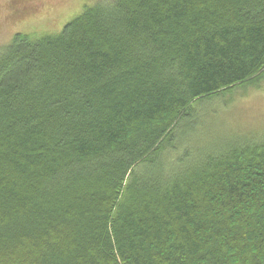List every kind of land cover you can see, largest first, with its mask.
I'll list each match as a JSON object with an SVG mask.
<instances>
[{
    "label": "trees",
    "instance_id": "1",
    "mask_svg": "<svg viewBox=\"0 0 264 264\" xmlns=\"http://www.w3.org/2000/svg\"><path fill=\"white\" fill-rule=\"evenodd\" d=\"M75 2L0 49V264H264V139L190 140L264 79V0Z\"/></svg>",
    "mask_w": 264,
    "mask_h": 264
},
{
    "label": "rangeland",
    "instance_id": "2",
    "mask_svg": "<svg viewBox=\"0 0 264 264\" xmlns=\"http://www.w3.org/2000/svg\"><path fill=\"white\" fill-rule=\"evenodd\" d=\"M12 1L0 0V49L7 43L10 32L16 28L18 31L38 29L54 34L80 13L77 2L61 7L57 12L50 6V0H27L21 20L12 23V19L5 20L3 17L6 9L7 15L10 14L6 5L10 6ZM74 1L81 3L85 0ZM206 111H203L199 132L190 135L191 142L195 143L193 147L223 146L234 141L264 139V79L258 87L235 90Z\"/></svg>",
    "mask_w": 264,
    "mask_h": 264
}]
</instances>
